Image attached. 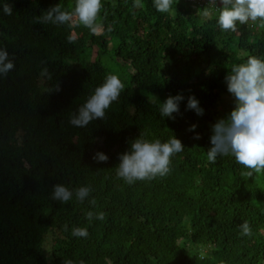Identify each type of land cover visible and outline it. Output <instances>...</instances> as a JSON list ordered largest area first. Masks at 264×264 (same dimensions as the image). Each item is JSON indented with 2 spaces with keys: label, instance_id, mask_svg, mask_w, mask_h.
Wrapping results in <instances>:
<instances>
[{
  "label": "trees",
  "instance_id": "1",
  "mask_svg": "<svg viewBox=\"0 0 264 264\" xmlns=\"http://www.w3.org/2000/svg\"><path fill=\"white\" fill-rule=\"evenodd\" d=\"M5 2L13 13L0 6V48L15 68L0 76V264H264V170L249 176L232 156L215 164L206 157L225 76L248 56L264 58V31L254 22L222 31L212 0L205 7L172 0L167 13L154 0H103L98 34L38 23L54 5L71 11L76 0ZM102 54L127 78L124 90L103 120L74 127L70 117L112 74ZM177 94L179 113L163 118L160 103ZM190 95L203 115L187 109ZM173 135L185 148L167 175L133 184L118 177L119 155L134 139ZM96 152L108 161H95ZM57 183L91 192L61 204L51 198ZM88 211L105 219L88 222ZM74 227L88 236H73ZM50 232L61 237L49 256Z\"/></svg>",
  "mask_w": 264,
  "mask_h": 264
},
{
  "label": "clouds",
  "instance_id": "2",
  "mask_svg": "<svg viewBox=\"0 0 264 264\" xmlns=\"http://www.w3.org/2000/svg\"><path fill=\"white\" fill-rule=\"evenodd\" d=\"M215 4L216 0H212ZM221 7L217 23L222 31H237L238 24L249 21H264V0H220ZM2 11L12 15L13 8L9 2L0 0ZM157 11L167 13L172 8V0H154ZM103 8V0H76L73 10H66L59 3L45 12L38 23L68 24L70 26L83 25L93 34L97 33V20ZM111 31V28L108 29ZM69 42H74L72 38ZM15 68L14 61L9 58L6 48H0V76L7 75ZM42 76H49L47 68L42 69ZM227 91L234 97V108L226 118L218 119L211 126L210 147L206 151L207 160L215 164L218 157L232 156L238 164L250 171L264 170V58L248 56L245 62L234 65L230 73L225 76ZM58 90V87H57ZM124 84L115 74H109L104 82L88 97L77 112L73 114L69 123L74 127H87L92 121L103 120L106 110L113 102L118 101ZM184 100L182 94L169 96L160 103V115L164 118L175 119L173 113H179L180 102ZM187 109L203 115L204 110L198 99L190 95L187 99ZM196 124L190 125L188 131L194 132ZM199 140V133L194 134ZM185 146L174 135L167 141L160 139L148 140L142 137L134 139L130 148L119 155L117 168L118 177L126 183L152 180L157 176L163 177L170 172L171 158L182 152ZM93 159L97 162H107L108 156L103 152H96ZM91 188L81 186L72 190L64 184L52 186L51 198L61 204H66L73 196L81 203L89 197ZM94 203V201H93ZM88 222L94 218L105 219V213L88 211L85 216ZM67 227V226H65ZM244 235H250L251 229L247 222L241 225ZM72 235L87 237L86 227H74ZM65 264H73L66 260Z\"/></svg>",
  "mask_w": 264,
  "mask_h": 264
},
{
  "label": "rangeland",
  "instance_id": "3",
  "mask_svg": "<svg viewBox=\"0 0 264 264\" xmlns=\"http://www.w3.org/2000/svg\"><path fill=\"white\" fill-rule=\"evenodd\" d=\"M177 3L180 4H184L187 3L186 0H175ZM218 7H221L220 4V0H216V3ZM210 13L206 12L205 15H203L204 18L208 17ZM251 23H253V21H250ZM256 28L259 31H264V21H260L257 20L254 22ZM247 53L246 51L240 50L239 51V55L240 56H245ZM101 62L102 64L107 68V69H112V74H115L119 77L120 75V71L118 72V70H116L115 66H114V61L115 59L113 57H111L108 54H102L101 57ZM114 71H117V73H115ZM120 80L123 82V84H125L126 79L124 76L119 77ZM167 99V98H166ZM165 99V100H166ZM234 108V97L228 92L222 95V97L219 99L218 101V105L217 108L220 113H221V118H226L227 115L230 113V111ZM56 237H61L59 233L57 232H50L46 237H45V242H44V247L47 251V254L50 256L51 255V251L50 249L53 247V245L55 244L54 239Z\"/></svg>",
  "mask_w": 264,
  "mask_h": 264
},
{
  "label": "built area",
  "instance_id": "4",
  "mask_svg": "<svg viewBox=\"0 0 264 264\" xmlns=\"http://www.w3.org/2000/svg\"><path fill=\"white\" fill-rule=\"evenodd\" d=\"M186 1L191 3L193 5V7H197V6L205 7L206 5H210V3H211V0H186Z\"/></svg>",
  "mask_w": 264,
  "mask_h": 264
}]
</instances>
